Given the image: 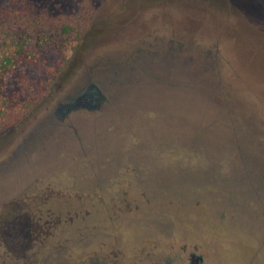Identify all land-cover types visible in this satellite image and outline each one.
Returning <instances> with one entry per match:
<instances>
[{
	"label": "rangeland",
	"instance_id": "rangeland-1",
	"mask_svg": "<svg viewBox=\"0 0 264 264\" xmlns=\"http://www.w3.org/2000/svg\"><path fill=\"white\" fill-rule=\"evenodd\" d=\"M34 1L50 35L30 39L34 61L4 84L0 108L13 123L0 133V161L71 92L94 84L103 100L44 127L2 166V201L21 198V213L48 204L47 187L61 190L77 214L64 237L70 264L104 262L112 243L108 264H192V254L201 264H264V152L249 138L264 127H231L227 111L241 113L226 88L247 47L264 72V0ZM235 140L250 146L230 157Z\"/></svg>",
	"mask_w": 264,
	"mask_h": 264
},
{
	"label": "flooded vegetation",
	"instance_id": "flooded-vegetation-1",
	"mask_svg": "<svg viewBox=\"0 0 264 264\" xmlns=\"http://www.w3.org/2000/svg\"><path fill=\"white\" fill-rule=\"evenodd\" d=\"M96 97V93L88 88L82 92H71L66 98L64 97L63 103L53 111L50 110L40 126L38 125V127L34 128L27 138L22 139L15 148H12V153L10 152L9 156L6 154L4 160L1 158L0 168L5 164L6 168H9L11 163L16 162L22 154L26 153L32 145L36 144L38 137L42 136L45 130L43 129L44 127L52 126L56 122L66 118V115L70 111L78 109L81 101L96 100L98 98ZM36 191L40 193L39 190ZM43 192H50L55 197L48 204L47 202H42L33 206V203H27L28 208L23 209L20 213L21 215H17L19 209H22L18 207L17 202L21 198L15 196L10 198V202H3L0 190V210L3 206H10L7 213L8 218L0 219V264H70L65 258L66 245L64 237L67 222L70 223L74 217H77V214L74 213L69 216L70 211L75 209L66 210L68 208L65 209L61 204V199L63 201L65 199L64 195L61 194V190L47 187V190ZM124 222L125 220L120 225L122 230L125 225ZM121 229H117L116 231L121 234L123 232ZM111 230L112 232L114 231L113 229ZM113 245L112 243L105 249V263L93 260V264H108L109 260L112 261L115 256L114 254H118L115 252ZM190 259L192 264H201L203 260L201 256L195 254H192Z\"/></svg>",
	"mask_w": 264,
	"mask_h": 264
},
{
	"label": "trees",
	"instance_id": "trees-1",
	"mask_svg": "<svg viewBox=\"0 0 264 264\" xmlns=\"http://www.w3.org/2000/svg\"><path fill=\"white\" fill-rule=\"evenodd\" d=\"M84 9L88 12V4L84 6ZM50 21L51 19L48 16L46 7L39 5V3H36L34 0H10L7 3H0V100L3 98V88L7 77L13 70L19 64L31 63L34 61L33 49L29 43L30 39L33 37L41 39L44 36L50 35L48 33V24ZM62 31L67 35L74 32L76 38L80 35V31L76 26H65L62 28ZM218 71L219 68L215 64L210 63L206 73L212 76L213 73H217ZM238 71L239 73L237 77H235V80L232 79V81L229 80L228 83H226L227 89L229 88L232 90L233 88L237 91V96L231 94L228 101L232 102L233 106L238 105L237 110L241 113L238 119L237 114L234 116V112L227 111L228 115L231 117V127H235L234 125L241 127L240 122H248V124L255 122L264 127V79L261 78L249 81L247 79L249 75L243 67H240ZM87 88L94 91L98 98L96 97L97 99L92 101L83 100L78 106L82 107L80 109H97L98 106L94 104L103 100V98L94 84H90ZM8 116L9 114L5 111L2 112L0 108V133L13 123V121L10 120V116ZM216 122H218V120H214L212 123ZM235 132L233 135H235ZM249 138L258 143L257 146L260 149V153H263L264 133L253 131V133L251 132L249 135ZM235 143L237 146L235 145L234 148L231 147L233 150H227V154L230 157L242 155V152H244L243 150L250 146H240L238 145V140H235ZM191 148L190 146V148L187 149L192 151ZM193 152L199 155L203 154V156L211 154L208 150L203 153L199 151L198 148H194ZM247 154H249V152ZM17 215H21L20 212H18ZM80 264H93V260Z\"/></svg>",
	"mask_w": 264,
	"mask_h": 264
},
{
	"label": "water",
	"instance_id": "water-1",
	"mask_svg": "<svg viewBox=\"0 0 264 264\" xmlns=\"http://www.w3.org/2000/svg\"><path fill=\"white\" fill-rule=\"evenodd\" d=\"M241 55L246 52V56H243L242 55V58L244 59V63H242V67L243 69L246 71V73L249 75V76H252L255 80H258V79H264V72H262V68L259 69V66L258 68H256L255 65L259 64L258 60H252L251 57L248 58V53H250L251 51L248 49V47L246 49H243L241 50ZM255 72H258V75L255 74ZM262 72V74H261Z\"/></svg>",
	"mask_w": 264,
	"mask_h": 264
}]
</instances>
